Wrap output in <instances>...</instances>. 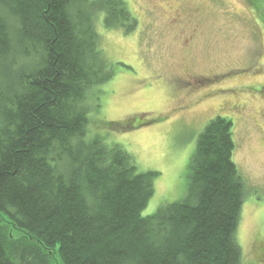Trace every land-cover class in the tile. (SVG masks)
I'll use <instances>...</instances> for the list:
<instances>
[{"label":"trees","instance_id":"obj_1","mask_svg":"<svg viewBox=\"0 0 264 264\" xmlns=\"http://www.w3.org/2000/svg\"><path fill=\"white\" fill-rule=\"evenodd\" d=\"M246 1L264 21V0ZM99 15L137 29L125 0H0V264H247L231 120L198 137L184 197L146 217L158 174L89 137L90 103L115 76Z\"/></svg>","mask_w":264,"mask_h":264},{"label":"rangeland","instance_id":"obj_2","mask_svg":"<svg viewBox=\"0 0 264 264\" xmlns=\"http://www.w3.org/2000/svg\"><path fill=\"white\" fill-rule=\"evenodd\" d=\"M125 2L137 19L134 32L106 29L102 15L95 21L115 76L90 103L89 137L121 147L140 173L158 174L146 217L184 197L198 137L212 120H231L233 161L244 182L235 240L245 263L264 264L262 13L246 0ZM6 226L9 238L21 237Z\"/></svg>","mask_w":264,"mask_h":264},{"label":"flooded vegetation","instance_id":"obj_3","mask_svg":"<svg viewBox=\"0 0 264 264\" xmlns=\"http://www.w3.org/2000/svg\"><path fill=\"white\" fill-rule=\"evenodd\" d=\"M174 21H175V20H174ZM192 41H193V37H190L189 40L186 42V44H187V45H191ZM188 71L190 72L191 70L188 69ZM194 79L197 80V78H194Z\"/></svg>","mask_w":264,"mask_h":264}]
</instances>
